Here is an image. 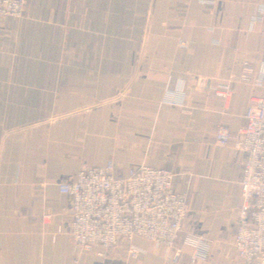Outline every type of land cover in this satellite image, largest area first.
<instances>
[{"label":"crops","instance_id":"0c3cea01","mask_svg":"<svg viewBox=\"0 0 264 264\" xmlns=\"http://www.w3.org/2000/svg\"><path fill=\"white\" fill-rule=\"evenodd\" d=\"M261 75L264 0H26L0 19V264H173L141 241L134 260L95 247L76 262L58 185L109 160L187 195L177 264H243L240 158L213 141L244 125Z\"/></svg>","mask_w":264,"mask_h":264},{"label":"built area","instance_id":"2783aa9c","mask_svg":"<svg viewBox=\"0 0 264 264\" xmlns=\"http://www.w3.org/2000/svg\"><path fill=\"white\" fill-rule=\"evenodd\" d=\"M25 2L0 0V19L21 18ZM258 85L263 93L249 100L244 125L235 134L218 125L213 141L219 149L231 146L240 158L233 248L243 264H264V75ZM226 97V89L215 92V99ZM173 177L166 170L147 166L132 167L125 177H117L109 160L58 185L56 197L66 196L70 202L68 236L76 262L94 254L95 247L103 249L98 257L118 249L120 260H134L139 251L133 244L141 241L147 253L155 247L172 251V263L177 264L180 251L175 244L190 211L187 195L173 190Z\"/></svg>","mask_w":264,"mask_h":264}]
</instances>
